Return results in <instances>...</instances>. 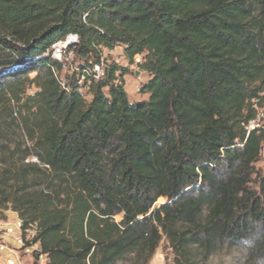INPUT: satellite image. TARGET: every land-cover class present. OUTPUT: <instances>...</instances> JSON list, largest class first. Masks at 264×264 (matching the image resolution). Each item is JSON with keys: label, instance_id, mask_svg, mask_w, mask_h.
<instances>
[{"label": "trees", "instance_id": "16d2710c", "mask_svg": "<svg viewBox=\"0 0 264 264\" xmlns=\"http://www.w3.org/2000/svg\"><path fill=\"white\" fill-rule=\"evenodd\" d=\"M71 34L103 77L61 82L51 49ZM117 46L142 56L146 99L104 57ZM263 92L264 0H0V213L17 212L20 250L148 264L166 239L175 264H264V130L244 125Z\"/></svg>", "mask_w": 264, "mask_h": 264}, {"label": "rangeland", "instance_id": "374dc122", "mask_svg": "<svg viewBox=\"0 0 264 264\" xmlns=\"http://www.w3.org/2000/svg\"><path fill=\"white\" fill-rule=\"evenodd\" d=\"M64 41V40H63ZM53 49V47H52ZM51 49V54H52ZM124 50L122 46H117L113 51L105 50L104 57L108 58L109 61H113L122 66H129V75L126 78V89L129 94H131L133 87L136 83L135 71L138 72V80L143 84L148 78V73L140 70L139 66L134 67L133 65H129L127 59L124 56ZM62 60L66 63L69 70H64L61 72L62 77L65 79L67 76H70L73 72V68L75 69L77 66L81 67L84 64L83 61H78L77 58H71L68 54V57L65 58V54L62 56ZM83 62V64L81 63ZM139 83H137L138 86ZM137 88V87H136ZM135 88V89H136ZM35 89H31L30 92H34ZM137 91V89H136ZM82 92L85 94L88 100L91 99V95H89V91L87 88L83 87ZM137 97H144L143 93L137 92ZM264 151V150H263ZM256 168L264 174V163L258 162L256 164ZM257 184L252 183V187L256 188ZM165 199H159L158 204L164 202ZM120 219V217H117ZM20 218L17 212L13 210L4 211L3 214L0 213V249L3 245L4 248L1 250L0 254V263L8 264V260H12L14 264H32L34 259L32 257V252L37 248L36 245H27L24 249L20 250L23 247V243L21 241V229H20ZM29 239V238H28ZM31 243V241L29 242ZM23 255V256H22ZM245 254L242 251L235 252H217L215 253L207 264H245ZM45 257H42L39 261V264H45ZM121 264H129V262H124ZM148 264H175L174 263V254L169 247L166 239H163L157 248L156 252L148 262Z\"/></svg>", "mask_w": 264, "mask_h": 264}, {"label": "built area", "instance_id": "2783aa9c", "mask_svg": "<svg viewBox=\"0 0 264 264\" xmlns=\"http://www.w3.org/2000/svg\"><path fill=\"white\" fill-rule=\"evenodd\" d=\"M78 40L79 39L76 34H71L64 41H59L53 45L52 56L60 60L63 63L64 70H69V69L66 63L62 60V56L63 54H65V58H66L68 57V54H69L71 58H76L74 47L72 45L77 43ZM78 61L80 62L79 59ZM81 63L83 64V62ZM140 63H142V56L136 55L135 63L133 64V66L138 67ZM77 65L78 64H76L75 69L73 68L72 72L73 73L79 72L82 69L83 73L79 80L80 83H82L86 74L92 75L95 79H100L101 77L104 76V71H105V66H106V62L104 59H102L101 63L94 64L93 67H90L86 64L81 67ZM55 75H57V73H55ZM60 80L64 84L65 79L62 77L60 78ZM141 88H142V83L140 82L136 88L138 93L141 92ZM252 106L256 111V115L254 118L244 123L248 133L254 130H258V131L264 130V92L260 94V97L252 100ZM260 162L264 163V151H262ZM3 248L4 246L2 245L0 252ZM8 264H14V262L12 260H8Z\"/></svg>", "mask_w": 264, "mask_h": 264}, {"label": "crops", "instance_id": "0c3cea01", "mask_svg": "<svg viewBox=\"0 0 264 264\" xmlns=\"http://www.w3.org/2000/svg\"><path fill=\"white\" fill-rule=\"evenodd\" d=\"M113 51V50H112ZM124 53V52H123ZM125 56V55H124ZM126 58V57H125ZM135 76L137 77L136 79V83H135V86L133 87V89H132V92H131V94H129L128 93V96H129V99L131 100V101H139V100H143V99H146L147 97H148V95L147 94H144V97H142V98H139V97H137V91H136V87H137V83H140V81L138 80V78H140V76H138V72L137 71H135ZM143 73H144V71H143ZM129 74H127L126 76H125V81H126V78H127V76H128ZM148 79V78H147ZM126 83H127V81H126ZM144 83V82H143ZM127 90V89H126ZM128 92V91H127ZM46 260V259H45Z\"/></svg>", "mask_w": 264, "mask_h": 264}]
</instances>
